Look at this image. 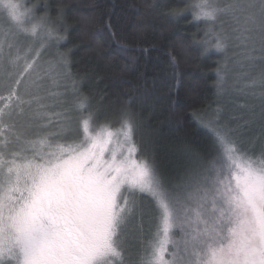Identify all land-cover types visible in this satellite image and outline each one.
<instances>
[{"label": "snow or ice", "instance_id": "obj_1", "mask_svg": "<svg viewBox=\"0 0 264 264\" xmlns=\"http://www.w3.org/2000/svg\"><path fill=\"white\" fill-rule=\"evenodd\" d=\"M50 10L0 0V264H264V0L164 13L190 14L192 42L221 57L216 107L189 117L205 146L183 144L178 176L133 111L155 92L126 81L115 108L86 93L59 51L65 9L55 20ZM150 30L140 23L136 35ZM170 103L171 119L183 105Z\"/></svg>", "mask_w": 264, "mask_h": 264}, {"label": "trees", "instance_id": "obj_2", "mask_svg": "<svg viewBox=\"0 0 264 264\" xmlns=\"http://www.w3.org/2000/svg\"><path fill=\"white\" fill-rule=\"evenodd\" d=\"M188 0H28L32 4L50 6V15L57 18L58 7L65 9L68 25L67 41L59 51L68 52L71 71L83 80V90L104 96L106 104L118 107L126 100V81L144 84L155 92L133 106L147 130L153 134L158 161L167 175L178 176L183 165V144L205 146L203 134L189 120L193 110H210L216 107L215 69L221 57L213 52L201 53L192 37L201 39L199 28L190 14L178 20L164 13L169 8L183 12ZM43 11L37 15H44ZM84 19L95 21L85 30ZM111 22V36L98 27ZM140 23L151 25L150 31L136 35ZM202 27V26H201ZM122 46L127 50L122 51ZM144 49H148L145 53ZM55 51V50H53ZM177 54L173 67L167 53ZM133 61L135 62L133 64ZM154 82V83H153ZM170 101L183 105L174 111ZM179 121V124L176 121Z\"/></svg>", "mask_w": 264, "mask_h": 264}, {"label": "rangeland", "instance_id": "obj_3", "mask_svg": "<svg viewBox=\"0 0 264 264\" xmlns=\"http://www.w3.org/2000/svg\"><path fill=\"white\" fill-rule=\"evenodd\" d=\"M27 1H28V0H22V2L25 3V4H27ZM44 58H45V59H48V58H49V56H48L47 53L45 54V57H44ZM230 84H231V77H229L227 83L225 84V87H228Z\"/></svg>", "mask_w": 264, "mask_h": 264}]
</instances>
